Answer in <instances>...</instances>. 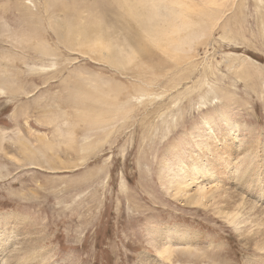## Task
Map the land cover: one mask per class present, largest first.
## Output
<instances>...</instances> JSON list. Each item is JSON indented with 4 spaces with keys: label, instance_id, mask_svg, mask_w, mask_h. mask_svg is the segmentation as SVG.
I'll return each mask as SVG.
<instances>
[{
    "label": "rangeland",
    "instance_id": "374dc122",
    "mask_svg": "<svg viewBox=\"0 0 264 264\" xmlns=\"http://www.w3.org/2000/svg\"><path fill=\"white\" fill-rule=\"evenodd\" d=\"M179 1L0 0V264H264L261 215L190 201L206 161L264 211V0Z\"/></svg>",
    "mask_w": 264,
    "mask_h": 264
},
{
    "label": "bare ground",
    "instance_id": "6f19581e",
    "mask_svg": "<svg viewBox=\"0 0 264 264\" xmlns=\"http://www.w3.org/2000/svg\"><path fill=\"white\" fill-rule=\"evenodd\" d=\"M148 1V0H146ZM162 1L164 0H159L160 3H162ZM180 2V3H179ZM178 3L180 4V8L182 10L184 9H188L190 7L189 4H192L191 2L187 1V0H181ZM189 3V4H188ZM156 8H158V6H155ZM185 11V10H184ZM264 15V14H263ZM146 22L147 20L144 19ZM155 20L158 23V25H160L161 27H165L164 25H162V16L160 15V13H155ZM164 22L167 25L168 31L169 32H174L176 31L180 26H185L184 24H182L184 22V19H180L174 23H169L163 19ZM143 22V21H142ZM264 26V24H262ZM261 25V26H262ZM165 29V28H164ZM76 37L77 40H75L74 45L78 46V48L84 49V50H88L90 51V55H96L100 58H107L108 57V52L110 50V46L108 45L110 42L109 39H102L100 38V34L98 32L96 33H92L90 36L87 35H83L82 32H78L76 33ZM80 41V42H79ZM69 43V42H68ZM111 45L113 46L114 44L111 43ZM142 48L138 47V46H129L128 50L129 52L127 53L126 50L124 51H119L120 54L127 56H130V60H128V66H131L130 64H132L134 61L136 62V64L138 65H144L147 66L148 65V61L145 58V56L149 53V49H144V48H148L151 47L150 45H143L141 46ZM76 49V47H75ZM131 53V54H130ZM99 60V59H98ZM234 62V61H233ZM239 63V62H238ZM240 65V64H239ZM238 65V66H239ZM254 65V63H253ZM122 63L120 65V68H122ZM133 66V65H132ZM152 66V65H149ZM252 66V65H251ZM148 67V66H147ZM125 68V67H124ZM149 68V67H148ZM233 68V67H232ZM239 68V67H238ZM126 70V69H124ZM253 71V70H252ZM255 71V70H254ZM244 72V71H243ZM247 73V72H246ZM257 73V72H256ZM255 73V75H256ZM258 74V73H257ZM247 78V77H246ZM250 78V77H248ZM259 82V81H258ZM261 82V81H260ZM259 82V83H260ZM209 84V83H208ZM231 85V84H230ZM228 85V86H230ZM210 86V85H209ZM213 86V85H212ZM264 86V85H263ZM221 89V87H220ZM230 89V87H229ZM190 90V89H189ZM103 91V90H102ZM111 91V90H110ZM230 93L226 94L229 95ZM246 106V105H245ZM221 118V117H220ZM223 118V117H222ZM238 118V117H237ZM259 118V117H258ZM199 120V119H198ZM233 122V121H232ZM207 123V122H206ZM207 125H209L207 123ZM237 125V124H236ZM252 126V125H251ZM208 128L211 129L210 125L208 126ZM207 129V128H206ZM214 129V128H213ZM212 129V130H213ZM102 130V129H101ZM211 130V131H212ZM238 131V130H237ZM216 132V131H215ZM208 133V132H206ZM237 133V132H236ZM31 134V133H30ZM212 134V133H210ZM216 141V139H215ZM252 145V144H251ZM258 145V144H257ZM45 149V148H44ZM42 149V150H44ZM259 150V149H258ZM250 151V150H249ZM45 153V152H44ZM236 153V152H235ZM244 156V154H243ZM251 156V155H250ZM240 157H242V155H240ZM220 158V157H219ZM226 158V157H225ZM237 159V158H236ZM240 160V159H239ZM50 161V159H49ZM214 161V160H213ZM227 161V160H226ZM242 162V161H241ZM218 163V162H217ZM243 163V162H242ZM49 165V164H48ZM220 165V164H219ZM241 165V164H240ZM183 167V166H182ZM246 167V166H245ZM244 167V168H245ZM219 168V167H218ZM238 168V167H237ZM243 168V167H242ZM213 169V168H212ZM48 170V169H47ZM200 171H207L208 173L206 174V178H208L209 180H212V182H208V187L205 186V183H199V185L197 186L195 192H192V198H190V201L192 203H198L200 204V202L202 201L203 198H206L207 196L205 195V190L208 188L210 190V193L212 195V202H214L222 211L223 214L226 213L227 214V218L230 219L231 222H235L236 225H238V227H241L240 223L245 225L249 219H251V216L249 214H256V215H261L262 216V222L264 223V211L263 209H259V207L257 205H255L254 203H250L248 201V203L243 200V197H240L237 193L233 192L231 190V188H229L228 186H223V185H219L217 182V180H213V171H211L209 169V165L206 163V161H200L199 163H194L192 165V172L194 173H198ZM238 171V170H237ZM184 173L185 171H183L182 173H177L179 174V177H181V179L179 181H177V188L180 189H187V188H192L194 186V178L189 177L187 179H185L184 177ZM216 175V174H215ZM220 179V178H219ZM219 181V180H218ZM201 182V181H200ZM176 190L173 194H176ZM207 200V199H206ZM220 200H223L222 203H220ZM232 202V203H231ZM202 203V202H201ZM231 203V204H230ZM247 205V206H246ZM249 210V211H248ZM244 215H241L243 214ZM170 229V228H169ZM171 231V230H170ZM169 231V232H170ZM173 234V233H172ZM184 235V234H183ZM1 241V240H0ZM207 245V244H206ZM166 252H169V249L163 248ZM183 249V248H182ZM163 250V251H164ZM170 253V252H169ZM167 253V254H169ZM170 258V257H169Z\"/></svg>",
    "mask_w": 264,
    "mask_h": 264
}]
</instances>
